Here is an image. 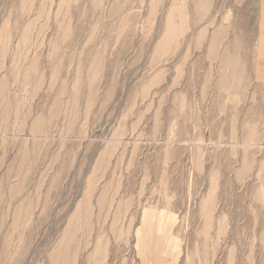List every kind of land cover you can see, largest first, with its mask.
<instances>
[{
    "label": "rangeland",
    "instance_id": "1",
    "mask_svg": "<svg viewBox=\"0 0 264 264\" xmlns=\"http://www.w3.org/2000/svg\"><path fill=\"white\" fill-rule=\"evenodd\" d=\"M0 264H264V0H0Z\"/></svg>",
    "mask_w": 264,
    "mask_h": 264
}]
</instances>
